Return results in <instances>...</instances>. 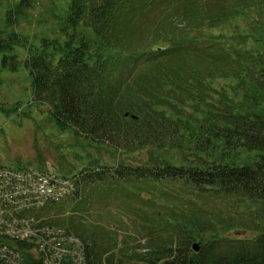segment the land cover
Returning a JSON list of instances; mask_svg holds the SVG:
<instances>
[{"label": "trees", "instance_id": "16d2710c", "mask_svg": "<svg viewBox=\"0 0 264 264\" xmlns=\"http://www.w3.org/2000/svg\"><path fill=\"white\" fill-rule=\"evenodd\" d=\"M65 13L61 39L32 50L0 31V52L26 50L31 101L59 131L120 160L60 176L70 188L46 201L6 179L0 264H264V0H69ZM112 179L144 204L138 251L78 213L84 186Z\"/></svg>", "mask_w": 264, "mask_h": 264}, {"label": "rangeland", "instance_id": "374dc122", "mask_svg": "<svg viewBox=\"0 0 264 264\" xmlns=\"http://www.w3.org/2000/svg\"><path fill=\"white\" fill-rule=\"evenodd\" d=\"M69 0H27L25 12L17 15L13 26L6 23L8 12L20 0H0V31L16 32L27 41V47L40 49L43 38H62L65 12ZM243 26L241 20H237ZM16 56L15 70L4 68L2 56ZM26 50L12 45L0 52V167L5 169L33 168L63 177H71L91 161L113 166L120 160L108 147L92 143L54 126L45 105L31 101V77L24 64ZM17 108L15 111L14 109ZM129 181L108 180L88 188L78 213L86 224L98 227L116 238L118 247L138 251L146 244L144 221L139 209L144 204L131 198ZM150 211V210H149ZM151 212V211H150Z\"/></svg>", "mask_w": 264, "mask_h": 264}, {"label": "built area", "instance_id": "2783aa9c", "mask_svg": "<svg viewBox=\"0 0 264 264\" xmlns=\"http://www.w3.org/2000/svg\"><path fill=\"white\" fill-rule=\"evenodd\" d=\"M10 178L14 182L10 191L14 190V193L26 194L28 202L34 201L37 198V200H40V197L44 201L50 200L70 188V184L67 180L65 181L61 177L51 173H39L30 169L23 177H20L19 173H15L10 169L1 168L0 195L2 194L1 191H4L2 189V183ZM18 182H20V184ZM7 198H9V194L6 199ZM11 255L12 253L7 249L4 243L0 242V260H9Z\"/></svg>", "mask_w": 264, "mask_h": 264}]
</instances>
